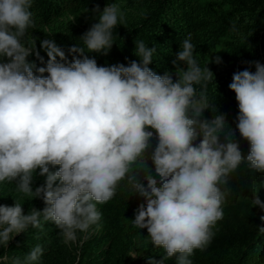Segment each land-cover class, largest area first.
<instances>
[{
	"label": "clouds",
	"instance_id": "obj_1",
	"mask_svg": "<svg viewBox=\"0 0 264 264\" xmlns=\"http://www.w3.org/2000/svg\"><path fill=\"white\" fill-rule=\"evenodd\" d=\"M32 4L0 0V183L15 182L17 191L41 198L46 206L24 214L16 200L13 206L0 205V246L6 248L29 227L42 228V221L53 222L65 244L75 242L78 231L86 233L100 221L97 204L113 199L126 180L145 201L132 225L147 229L151 243L164 249V259L175 256L176 264H192L189 257L207 248L223 218L230 189L221 186L230 174L242 163L264 173V65L253 62L254 73L238 71L229 85L238 103L236 127L250 144L244 156L234 130L225 131L223 114L201 119L209 105L194 85L206 87L214 73L199 66L190 38L177 53L187 69L177 67L175 81L148 67L156 49L143 41L135 45L139 62L98 66L83 55L84 48L71 47L69 52L83 58L69 62L55 40L45 39L40 47L47 64L37 68L28 57L43 61L39 50L24 42L35 27ZM122 21L118 6L107 4L80 37L88 52L107 54L113 29ZM221 62L216 57L215 63ZM154 132L150 167L147 152ZM221 134L226 143L220 142ZM37 176L44 183L33 190ZM252 192V206L264 209L258 191ZM259 231L264 234V227ZM43 252L37 244L23 261L14 257L11 264H34ZM148 264L162 262L150 257Z\"/></svg>",
	"mask_w": 264,
	"mask_h": 264
},
{
	"label": "trees",
	"instance_id": "obj_2",
	"mask_svg": "<svg viewBox=\"0 0 264 264\" xmlns=\"http://www.w3.org/2000/svg\"><path fill=\"white\" fill-rule=\"evenodd\" d=\"M121 1L33 0L31 11L35 27L28 29L24 42L29 47L36 46L43 61L32 55L28 57L29 62L35 63L37 68L46 66L48 57L40 43L53 39L64 50L69 62L74 56L83 58L80 53L69 52L76 45L84 48L83 55L94 58L98 66H128L131 61L139 62L135 45L143 41L146 46L156 49L148 67L158 75H172L178 66L187 68L184 62L177 60V53L182 41L190 38L199 66L202 69L207 66L214 73L213 80L207 82L206 87L194 85L209 105L201 119L211 120L215 115L223 114L229 124L225 125V131L230 127L234 130L233 139L242 154L247 156L250 144L236 127L239 109L229 85L233 74L238 71L254 73L253 62L264 65V0H129L126 6L129 13L124 14L123 21L113 29V45L107 54L88 52L80 38L98 21L70 26L61 19L65 13L91 12L97 6L104 8ZM213 57L215 59L210 63L209 59ZM216 57L221 58L220 64L215 63ZM219 139L226 143L224 134ZM156 144L154 132L147 152L150 167H154L150 157ZM156 179L160 186L159 177ZM43 183V178L37 176L33 190ZM221 187L230 189L222 206L223 218L213 229L215 235L207 248L195 250L189 259L192 264H264V234L259 231L264 227V219H261L264 209L251 203L252 190L258 191L264 202V173H255L242 163L230 174L228 184ZM132 194L131 187L124 180L119 183L113 199L97 204L105 236L88 239L71 251L59 235L60 229L51 221H42V228L29 227L27 232L15 235L6 248L0 246V257H8L7 261L0 259V264H11L14 257L23 261L37 244L44 252L34 264H148L150 257L162 264H176L175 256L164 259V249L151 243L147 229L139 230L132 225L136 208L145 203L139 194ZM15 200L23 204L24 214H28L32 207L42 211L46 206L41 198L32 199L17 191L15 182L0 183V205L13 206ZM130 251L142 254L133 259L128 256Z\"/></svg>",
	"mask_w": 264,
	"mask_h": 264
},
{
	"label": "rangeland",
	"instance_id": "obj_3",
	"mask_svg": "<svg viewBox=\"0 0 264 264\" xmlns=\"http://www.w3.org/2000/svg\"><path fill=\"white\" fill-rule=\"evenodd\" d=\"M129 2V0H123L121 2L116 3V5L118 6V8L120 9V11L122 12V14L126 15L129 13V11L126 10V6L127 3ZM104 8H99V12L93 10L91 12H78V13H65L61 19L62 21H64L65 23H67L70 26H80L85 22H89V21H98L99 19V15L100 12L103 11ZM218 54L220 51H217ZM215 57L210 58L209 62L212 63L214 61ZM181 69H187L184 66H178ZM177 69V68H176ZM172 78L175 81L177 79L176 76V70L173 72L172 74ZM105 236L103 227L100 223V221L95 224L92 225L89 230L85 233V232H77V240L75 242L66 244L67 247L73 251L75 250L82 242L88 240V239H92V240H97L101 237Z\"/></svg>",
	"mask_w": 264,
	"mask_h": 264
}]
</instances>
